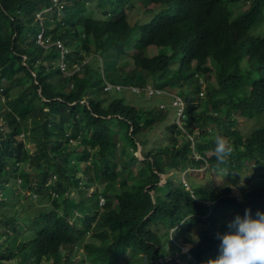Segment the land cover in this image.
<instances>
[{
	"label": "trees",
	"instance_id": "trees-1",
	"mask_svg": "<svg viewBox=\"0 0 264 264\" xmlns=\"http://www.w3.org/2000/svg\"><path fill=\"white\" fill-rule=\"evenodd\" d=\"M103 1L0 0V264H76L72 253L60 248L65 243L62 205L55 193L60 197L72 186L63 174L82 168L80 159L90 150L87 138L72 142L60 125L89 116L85 93L91 102L107 97L106 82L124 84L133 67L146 69L143 82L152 75L153 81L157 77L172 87L189 84L196 72L211 78L202 101V131L210 145L217 134L229 136L234 151L219 165L214 156L209 158L211 180L193 183L196 198L181 185L170 192L171 202L155 206L142 179L131 178L129 163L121 159L133 155L130 147L136 146L126 124L131 145L123 136L119 157L83 167L85 172L95 169L100 186L91 196L90 209L84 189L78 201L88 213L84 227L94 223L90 235L75 232L77 238L88 237L86 253L129 244L155 255L152 264H190L169 237V229L176 227L177 241L191 243L195 257L208 260L217 255V234L227 231L229 216L250 206L264 208V181L256 185L258 175L237 188L236 194L242 193L238 200L235 189L217 184L210 173L215 176L220 170V176L234 180L252 168V160L258 163L255 172L264 169V127L243 140L233 128L236 120L225 123L231 108L246 115L264 112V0H110L118 1L114 19L106 16ZM150 45L160 48L157 55H148ZM89 53L99 56L83 62ZM120 55L127 58L117 62ZM262 74L260 92L246 96L252 78ZM193 87L199 89V78ZM91 127L88 121L85 128ZM106 134L95 139L98 147L117 151ZM72 182L81 180L72 177ZM134 198L137 204L129 202ZM173 202H179L181 215ZM143 210L151 217L141 219L143 213L137 218ZM210 215L206 224L204 216ZM158 217L166 226L159 227L156 244L146 240L140 226ZM168 254L174 258L165 263L160 258Z\"/></svg>",
	"mask_w": 264,
	"mask_h": 264
},
{
	"label": "clouds",
	"instance_id": "clouds-1",
	"mask_svg": "<svg viewBox=\"0 0 264 264\" xmlns=\"http://www.w3.org/2000/svg\"><path fill=\"white\" fill-rule=\"evenodd\" d=\"M117 4L118 1H103L102 7L106 9L107 17L114 19L112 9ZM166 34L168 35L167 32ZM168 36L178 38L175 35ZM159 50L160 48L156 45H150L148 46V55L150 57L157 55ZM94 55L99 56L98 53H89L83 62H89ZM122 58L126 59L127 57L125 55L117 56V62ZM101 64L103 65V61ZM62 67H65L64 63ZM79 67L80 64L77 63L76 69L78 70ZM133 68L130 69V75L124 84L106 82L104 90L109 92L107 97L104 96L101 99L96 97L91 102L88 101V93H85L83 102L89 105V116L78 121L72 117L61 122L60 125V129L69 134V140L72 142H80L83 138H87V145L90 150L86 156L80 159L82 160V168L75 169L72 173L63 174L67 177L64 179L72 186L68 187L60 197L59 192L55 193L61 203H65L67 200L74 203L70 207L66 204L61 206L60 217L65 243L60 248L64 253L71 252L76 264H152L157 258L155 255H150L148 252H143L138 247L129 244H122L106 253L101 251L88 255L86 253L88 237L77 238L75 235V232L80 230L90 235L94 228V223L92 228L86 229L84 227L88 213L81 211L78 201L81 197V190L84 189V196L88 202L87 207L90 209L91 196L97 191L99 179L95 176L96 171L93 167L86 172L83 167L99 164L102 159L119 157L123 136L131 145L130 139L125 133L126 124H129L128 133L134 137L136 146L135 148L130 147L133 150V155L121 156V159L129 163L128 175L131 178L134 180L142 179L144 191L151 194L155 206H162L171 202L170 192L181 185L196 198L193 189L195 181L192 179V173L204 172L205 175L198 179L200 183V180L208 175V170L212 166L210 157L214 156L217 165H219L225 162L234 151L229 136L217 134L213 145H210L209 138L202 131L204 116L202 101L207 97V83L211 78L202 77L196 72L189 84L172 87L162 85L157 77L153 81L152 75H149L147 81L143 82L146 69L142 67ZM196 78L200 80L199 89L193 87ZM262 81L263 74L259 77H253L245 95L251 96L260 92ZM1 91L2 87H0ZM186 93L192 95L194 100L190 101L186 98ZM237 112L240 111L231 108L225 116V123L236 120L233 128L239 129L243 140L256 129L264 127V112L260 116L246 115L240 112L247 118L257 120V125L253 127L252 131L249 134H244L237 124ZM88 121L92 123L91 128H85ZM66 127L67 129H65ZM136 130L137 134H135ZM75 131L77 136L73 135ZM105 131H107L108 138L113 137V145L117 151H110L109 149L104 151L98 147L99 142H96L95 139L100 138L102 132ZM21 136L24 137V134ZM26 141L29 143L27 139ZM78 148L81 149V146ZM213 172L210 171L212 179L214 178ZM72 177L80 179L81 182L73 185ZM263 181L264 178L261 176L256 177V185ZM241 194H235L234 197L240 200ZM77 196L78 199L76 200ZM103 202L104 199L101 197L100 204ZM129 202L137 204V198ZM113 208L119 209L117 201L114 202ZM172 208L177 215L182 214L179 202H173ZM143 213L145 214L141 217ZM136 217L148 219L151 216L147 215L146 210H143ZM204 217L207 224L211 215ZM132 222L131 220L130 223ZM163 226H166L163 223V218L158 217L149 225H141V234L145 236L146 240L158 244L161 236L159 227ZM175 228L169 229V237L177 242L183 253L188 255L190 264H264V208L250 206L245 210H237L229 216L225 227L227 231L217 234L219 240L217 255L208 260L196 258L191 251V243L182 240L177 241L174 235ZM136 258L140 260L136 261ZM173 258V254H168L160 259L167 263ZM51 261L52 259L48 263Z\"/></svg>",
	"mask_w": 264,
	"mask_h": 264
},
{
	"label": "rangeland",
	"instance_id": "rangeland-1",
	"mask_svg": "<svg viewBox=\"0 0 264 264\" xmlns=\"http://www.w3.org/2000/svg\"><path fill=\"white\" fill-rule=\"evenodd\" d=\"M236 119L238 127L241 129V131L244 134H249L253 127L257 125V120L254 118H247L246 116H243L240 114V112L236 113ZM252 168L251 169H245L238 177L234 178L232 180L229 176H220L222 171L217 170L216 176H214L213 179L216 180L217 184L222 183L223 185H229L233 189H235V194L237 191V188H241L242 186L246 185L250 180H253L257 175L261 176V178H264V172H255L254 169L258 168V163L255 160H252ZM240 167V163H238ZM205 174L204 172H193L192 173V179L199 183L198 179L203 177ZM211 180V176L208 174L204 178L200 180V184H208ZM78 199V196L76 197V200ZM75 202V201H74ZM90 203V202H89ZM66 204L67 206L74 205L73 202H70L67 200L65 203H61V205Z\"/></svg>",
	"mask_w": 264,
	"mask_h": 264
},
{
	"label": "bare ground",
	"instance_id": "bare-ground-1",
	"mask_svg": "<svg viewBox=\"0 0 264 264\" xmlns=\"http://www.w3.org/2000/svg\"><path fill=\"white\" fill-rule=\"evenodd\" d=\"M64 62V61H63ZM62 66V65H61ZM62 68V67H61ZM64 69V68H63ZM109 166V165H108ZM116 166V165H115ZM111 167V166H110ZM113 171V170H112ZM114 172V171H113ZM111 173V172H110ZM113 173H111V175H112ZM110 175V174H109ZM117 175V174H116ZM114 176V175H113ZM119 176V175H118ZM109 182H112V180L110 181L109 180ZM113 183V182H112ZM115 184V183H114ZM111 185V184H110ZM110 185H108L109 187V189H110ZM113 185V184H112ZM131 185V184H130ZM98 187H100V186H98ZM114 187V186H113ZM113 187H112V189H113ZM120 187V186H119ZM121 188V187H120Z\"/></svg>",
	"mask_w": 264,
	"mask_h": 264
}]
</instances>
